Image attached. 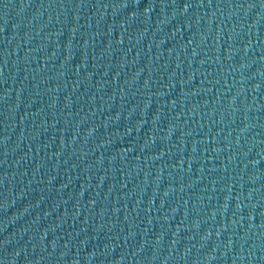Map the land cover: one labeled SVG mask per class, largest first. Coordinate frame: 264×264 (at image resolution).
<instances>
[{
	"label": "water",
	"instance_id": "water-1",
	"mask_svg": "<svg viewBox=\"0 0 264 264\" xmlns=\"http://www.w3.org/2000/svg\"><path fill=\"white\" fill-rule=\"evenodd\" d=\"M0 264H264V0H0Z\"/></svg>",
	"mask_w": 264,
	"mask_h": 264
}]
</instances>
